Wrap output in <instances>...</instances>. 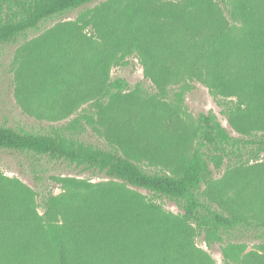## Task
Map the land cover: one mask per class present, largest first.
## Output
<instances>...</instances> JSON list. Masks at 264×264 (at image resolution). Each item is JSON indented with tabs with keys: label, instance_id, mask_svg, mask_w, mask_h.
Instances as JSON below:
<instances>
[{
	"label": "trees",
	"instance_id": "trees-1",
	"mask_svg": "<svg viewBox=\"0 0 264 264\" xmlns=\"http://www.w3.org/2000/svg\"><path fill=\"white\" fill-rule=\"evenodd\" d=\"M94 1L0 0V44L16 42L42 22ZM131 9L127 8L128 13ZM238 10L244 30L239 36L231 33L216 9H208L202 38L181 70L207 83L214 94L235 97L224 111L238 136L213 113H200L190 138L189 131L177 128L168 137L175 143L193 139L190 154L177 147L163 158L160 147L146 139L151 128L147 121L138 125L135 137L118 136L124 152L84 140L82 136L89 126H95L97 117L103 118L111 108L116 109V102L126 100L124 91L129 84L124 78L117 77L108 87L103 86L109 62L101 55L93 57L85 69L74 71L76 81L92 76V82L100 84L96 111L85 108L67 122L42 131L0 124V148L48 156L104 173L123 184L144 188L154 197L174 201L181 212L166 210L123 184L58 178L66 184L69 199L50 196L40 216L29 188L0 171V264L11 262V258L14 264H213L197 247L199 236L209 246L221 243L224 261L239 264L243 240L264 239V215L251 218L226 213L202 194L203 185L214 174L212 163L218 169L226 160H256L264 154V0H239ZM95 18L103 20L102 13ZM51 33L45 37L44 50L33 56L45 67L53 61L54 53L47 50L57 44L55 41L60 46L71 42V36L62 30ZM152 52L148 49L150 54L144 56L147 74L158 66ZM177 52L179 58H185L181 49ZM55 57V77L66 76L63 70L67 67L59 55ZM159 67L165 73L174 72L169 65ZM107 96L112 105L102 102ZM144 157L161 158L169 170H148L132 159ZM251 168L257 171L250 180L264 197V168L260 163L247 170Z\"/></svg>",
	"mask_w": 264,
	"mask_h": 264
},
{
	"label": "rangeland",
	"instance_id": "rangeland-1",
	"mask_svg": "<svg viewBox=\"0 0 264 264\" xmlns=\"http://www.w3.org/2000/svg\"><path fill=\"white\" fill-rule=\"evenodd\" d=\"M238 1L96 0L42 22L16 42L0 44V124L42 131L67 122L85 108L96 111L94 102L100 84L92 82V76L76 81L74 71L85 69L93 57L101 55L109 62L103 86L108 87L117 77L124 78L129 85L124 91L126 100L116 102V109L111 108L105 118L97 117L95 126H89L82 136L84 140L124 152L118 136L135 137L138 125L147 121L151 128L146 139L160 147L163 158L174 153L177 147L190 154L193 139L175 143L168 137L177 128L189 131L190 138L200 113H213L232 135L238 136L224 111L235 97L216 95L207 83L181 71L202 38L208 9L219 12L231 33L239 36L244 32ZM129 6L132 9L128 13ZM98 12L103 16L101 21L95 18ZM52 30L69 34L71 42L64 41L60 46L55 41L57 44L47 50L54 53L53 61L45 67L33 56H39V49L44 50L45 37L52 34ZM183 37L186 41L180 40ZM177 48L185 58H179ZM148 49L153 51L151 57L158 63L151 67V74H147L144 63V56L150 54ZM56 55L68 68L63 70L67 74L64 77H55ZM159 65H169L174 72L165 73ZM102 102L112 105L108 96ZM158 124L160 128L156 127ZM161 158L132 159L148 170L168 171ZM259 163L264 168V154L256 160L246 157L226 160L218 169L212 163L214 174L202 187L204 199L226 213L237 212L251 218L264 215L261 189L250 180L257 168L247 170ZM0 171L11 181L18 180L29 188L40 216H43L45 200L50 196L69 199L66 184L58 178L83 179L97 185L123 184L104 173L83 169L64 160L3 148H0ZM123 185L145 199L161 203L166 210L181 212L168 198H157L144 188ZM243 242V258L239 264H263L264 239ZM196 245L208 254L213 264H228L224 261L221 243L209 246L199 236ZM10 260L7 264L16 262Z\"/></svg>",
	"mask_w": 264,
	"mask_h": 264
}]
</instances>
